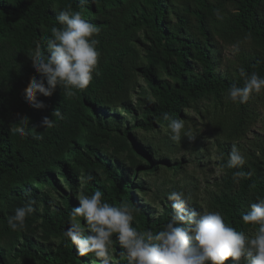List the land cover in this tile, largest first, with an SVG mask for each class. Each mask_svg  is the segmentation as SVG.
I'll return each instance as SVG.
<instances>
[{
	"label": "trees",
	"instance_id": "obj_1",
	"mask_svg": "<svg viewBox=\"0 0 264 264\" xmlns=\"http://www.w3.org/2000/svg\"><path fill=\"white\" fill-rule=\"evenodd\" d=\"M69 8L80 11L84 19L99 29L95 37L100 53L97 72L88 87L77 90L75 96L64 95L59 86L49 97L38 95L45 107L34 109L22 94L33 77L40 78L28 55L36 42L44 48L51 28L62 27L56 20L59 11ZM225 47H231L233 53L227 63H222ZM241 68L249 75L255 72L264 77V0H0V180L6 176L14 178L50 156L73 153L80 156L77 163L85 165V177H92L83 181L88 196L100 190L104 201L133 209V226L138 231L158 232L172 219L173 202L167 197L171 191L159 213L137 205L133 193L136 183L127 173L133 177L143 161L141 167L154 170L157 160L162 158L158 148L142 142L134 128L152 129L158 124L165 128L168 122L163 120L162 113L180 119L187 116L185 108H196L202 99L208 98L211 101L198 113L220 152L221 168L229 175L237 171L247 174L236 178L233 184L231 178L225 179L211 208L237 231L246 235L248 228L257 231L259 226L245 224L242 215L250 210V204L264 199V143L255 142L259 151L256 154L241 141L254 126L257 106H264V91L253 93L243 104L228 100V89L233 84L244 86ZM140 78L148 93L139 84ZM136 88L141 114L128 128L123 124L125 116L116 107L126 101L128 107H122L134 112L129 93ZM55 109H59L62 119L52 115ZM24 117L28 118L29 135L20 137L14 128ZM44 117L53 119L54 127H42ZM88 122L92 133L82 151L73 143L82 137ZM233 146L245 157L242 168L227 167ZM200 149L202 142L196 138L189 153ZM97 152L102 157L96 162L104 171L103 179L93 172L95 164L91 158ZM54 163L58 166L60 160ZM179 167L177 160L171 162L170 168L175 172ZM48 182L57 185L50 178ZM142 183L139 179L138 192H143ZM174 190L181 191L176 187ZM16 194L24 204L33 199L36 208L37 196L33 191ZM61 199V207L49 210L44 206L41 214L35 211L26 218L29 222L35 216L40 218L41 225L58 238L54 249L44 251L31 238L23 237L14 252L39 264H74L82 257L64 236L70 226L71 211L78 202L68 192H63ZM6 224L0 210V264L13 241L3 237ZM113 241L115 264H127L124 249L115 237Z\"/></svg>",
	"mask_w": 264,
	"mask_h": 264
},
{
	"label": "clouds",
	"instance_id": "obj_2",
	"mask_svg": "<svg viewBox=\"0 0 264 264\" xmlns=\"http://www.w3.org/2000/svg\"><path fill=\"white\" fill-rule=\"evenodd\" d=\"M218 18L219 13H217ZM62 27H52L51 37L46 38L44 48L36 42L28 55L36 73L23 89V98L34 109L45 107L38 95L51 96L59 86L64 95L75 96L85 90L97 72L100 53L97 50L99 29L84 19L80 11L63 9L56 16ZM47 53V55L45 54ZM244 86L233 84L227 99L233 103H246L253 93L264 91V77L253 72L250 75L241 68ZM63 118L59 109L53 114ZM168 122L171 139L179 142L182 136L193 137L185 129L182 119L169 113L161 114ZM28 118L19 120L14 132L20 137L29 135ZM42 127H54L53 119L44 117ZM246 163L241 151L233 146L227 161L228 168H242ZM247 174L237 171L236 178ZM91 175L81 180H91ZM103 193L95 191L91 196L80 194L78 206L71 211V223L64 236L76 247L79 255L93 254L109 264L112 260L113 237L127 255V264H264V199L249 205L250 210L242 215L245 224L258 225L254 235L237 231L225 222L218 211L189 210L191 196L182 191H171L173 215L162 230L140 232L133 226V209L125 204L119 207L102 199ZM31 198L15 209L7 223L12 231L23 230L26 218L37 209ZM83 218L81 227L77 218ZM230 258V259H229Z\"/></svg>",
	"mask_w": 264,
	"mask_h": 264
},
{
	"label": "rangeland",
	"instance_id": "obj_3",
	"mask_svg": "<svg viewBox=\"0 0 264 264\" xmlns=\"http://www.w3.org/2000/svg\"><path fill=\"white\" fill-rule=\"evenodd\" d=\"M232 53L233 50L231 47H225L222 63H227V58L231 57ZM139 84L146 87L147 93L149 92L143 78L139 79ZM129 95V103L131 107H134V112L129 113L122 107V105L128 107V102L126 101L118 104L116 108L126 118L123 124L128 126V128H132L135 123L134 118L138 120L141 114L140 107L137 105V88L131 91ZM210 101V99L204 98L198 103L196 108L184 109V114L187 116H182L180 119L184 121L185 129L192 131L194 136L191 138L182 136L179 142L174 141L171 139L170 132L166 131L168 127L164 128L159 126V124L155 125L152 129L134 128V132L142 142L145 141L146 144H150L153 148H158L160 152L159 158L167 159L165 162H161L162 159L157 160L158 163L154 170L141 167L142 164L145 163L143 161L140 162L141 164L133 177L130 173H127L128 178L134 184L136 183L133 193L137 205H142L144 208L147 207L154 213H159L161 212L162 204L167 196L166 194L176 187L185 194L191 196V202L188 205L189 210H196L199 212L215 211L211 208L214 196L219 194L220 190L223 189L225 179L231 178V184L235 182V179L234 175L227 174L226 171L221 168L219 163L221 160L220 152L216 147L214 139H212L207 132L198 113V109L204 108V105ZM257 112L258 116L254 126H252L247 133V137L241 141V144L246 147V149L255 150L256 154H259V151L256 150L255 142L262 141L264 143V106H257ZM91 133V122H88L83 129L82 137L77 139L75 143H73V146L83 151V148L90 142L89 137ZM196 138L202 142V150L200 149V152L196 153H189V148ZM167 140H169L170 144L169 142L165 143ZM94 143L99 145L96 141ZM71 145L72 143L69 144L65 150L68 151V149L72 147ZM109 150L111 151L112 148ZM111 153L113 154V150ZM121 157H123V155ZM78 158H80V156H76L73 153H63L59 156L53 155L43 162L40 161V163H36L30 169L25 170L24 173L18 174V176L14 178L6 176L0 180V210L7 221L14 215L17 207L24 205L22 199L17 200V192L29 193L33 191L36 194V209L38 214L43 212L44 206H48L49 210L57 206L61 207V195L63 192L70 193L77 202L78 196L81 193L87 195L83 188V181L81 180L82 176L85 177V165L83 166L77 163L76 160ZM101 158L102 157L97 152L96 156H92L91 159L95 164L93 172L95 175H98L99 178L103 179L104 171L99 163L96 162V160ZM55 160H60L58 166H55ZM173 160L180 162V167L176 172L170 168ZM142 172H145V174ZM49 178L57 185L52 186L48 182ZM139 179L144 181V184L142 183L143 192L137 191V187L140 186L138 185ZM67 180H70L71 184L67 183ZM77 221L81 227H84V220L77 219ZM40 222V218L35 216L33 221L29 222L26 220L24 229L18 231H12L8 223L6 224L3 237L13 239V241L12 247L4 254L5 257L2 264H39L35 259L25 258L24 255L14 252L23 241V237L31 238V240L38 244L44 251L54 249L58 242V238L49 230L45 229ZM255 232L256 231L248 228L247 234L252 236ZM111 251L112 260L110 263L115 264L117 255L114 244ZM99 261V258H96L90 253L86 256H82L74 264H82V262L87 264H98Z\"/></svg>",
	"mask_w": 264,
	"mask_h": 264
}]
</instances>
